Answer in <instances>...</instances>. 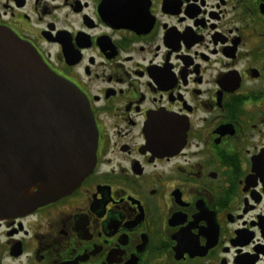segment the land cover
<instances>
[{"label":"flooded vegetation","instance_id":"obj_1","mask_svg":"<svg viewBox=\"0 0 264 264\" xmlns=\"http://www.w3.org/2000/svg\"><path fill=\"white\" fill-rule=\"evenodd\" d=\"M83 94L93 170L0 215V264H264V0H0Z\"/></svg>","mask_w":264,"mask_h":264},{"label":"water","instance_id":"obj_2","mask_svg":"<svg viewBox=\"0 0 264 264\" xmlns=\"http://www.w3.org/2000/svg\"><path fill=\"white\" fill-rule=\"evenodd\" d=\"M96 134L83 94L0 28V215L70 193L93 170Z\"/></svg>","mask_w":264,"mask_h":264}]
</instances>
